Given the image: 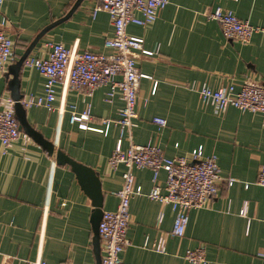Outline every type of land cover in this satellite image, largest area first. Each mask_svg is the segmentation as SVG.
Segmentation results:
<instances>
[{
    "label": "crops",
    "instance_id": "obj_1",
    "mask_svg": "<svg viewBox=\"0 0 264 264\" xmlns=\"http://www.w3.org/2000/svg\"><path fill=\"white\" fill-rule=\"evenodd\" d=\"M3 0L0 28L13 41V53L0 74V96H11L10 68L28 49L35 37L56 23L38 40L27 57L46 58L45 43H61L67 49L109 55L104 46L113 36L107 13L92 17L97 0ZM217 7L231 11L239 20L259 30L247 44L226 40L217 22L207 14ZM139 16V15H138ZM7 22L2 24V20ZM2 24V25H1ZM126 33L143 39L137 69L141 75L137 90V117L122 140L152 144L168 158L188 157L202 147L214 154L223 180L218 193L205 207L191 209L182 237L170 233L174 213L169 205L147 197L153 183L148 169H133L134 183L142 193L130 201L124 264H189L188 249L203 247L208 264H262L264 262V191L256 184L258 169L264 165V122L258 113L232 107L217 110L203 104L198 90H211L244 82L264 86V0H169L156 20L146 26L130 24ZM26 57V58H27ZM16 79L19 93L42 96L45 79L34 68L22 64ZM55 89L54 110L31 106L23 108L28 125L53 154L33 136L20 130V137L2 150L0 143V264H98L94 246L91 198L67 164H58L57 151L91 168L101 190V209L114 211L125 167L116 170L107 161L119 138L115 121L123 106L119 93L106 102L108 87L101 86L88 97L84 92ZM89 109L83 129L71 123L72 113ZM155 117L166 120L160 127ZM163 187L164 171H160ZM245 185H248L245 188ZM245 207V214L240 215ZM164 239L163 252L154 245ZM100 260H101V241Z\"/></svg>",
    "mask_w": 264,
    "mask_h": 264
},
{
    "label": "built area",
    "instance_id": "obj_2",
    "mask_svg": "<svg viewBox=\"0 0 264 264\" xmlns=\"http://www.w3.org/2000/svg\"><path fill=\"white\" fill-rule=\"evenodd\" d=\"M3 0H0V4ZM169 0H97L92 11V17L102 11L108 14L113 36L106 39L104 46L111 50L109 55L90 51L78 52L67 49L61 43L47 42L46 58L27 57L23 65L34 68L45 79L42 96L32 94L22 97L18 103L23 108L31 106L44 107L53 111L55 101V85L61 83L63 88L75 92H84L88 97L95 89L106 86V102H110L115 93H119L123 102L115 121H101L103 129H96L105 135L110 125L119 128V138L115 148L108 158L107 164L111 170L120 165L125 167L122 175L121 188L115 193L118 199L114 211H104L98 224V235L101 241L100 264H124L121 254L127 245V229L129 225L130 201L133 196L142 193L141 187L134 183L133 169H148L151 172L153 186L147 197L163 205H169L174 213V224L171 235L182 237L188 223V213L191 209H200L217 195L219 184L225 180L231 186L235 179L223 178L217 166L214 154L205 155L202 147L193 149L188 157L168 158L163 151L152 144L136 145L130 143L122 148V140L133 126L137 117V90L141 75L137 69L139 55H150L143 49V39L127 35L126 28L133 24L146 26L157 18L158 11L164 9ZM139 15V16H138ZM207 19L219 24L221 33L226 40L241 44L250 42L259 29L247 21L239 20L231 11L217 7L207 14ZM2 24L7 20L3 19ZM1 24V25H2ZM13 41L0 28V74L6 69L13 53ZM203 104H210L221 111L232 107L241 111L258 113L264 122V86L253 82H244L238 89L234 85L211 90L206 86L198 90ZM16 101L0 96V143L3 152L14 141L19 139V123L15 116ZM89 119V109L82 115L72 113L71 123H79L86 128L85 121ZM152 122L160 127L166 125V120L155 117ZM164 171L163 187L158 178ZM256 184L264 191V165L258 169ZM248 185H245L247 188ZM245 214V207L240 215ZM156 252H163L164 239L160 238L154 245ZM184 259L189 264H208L203 247L188 249ZM36 264H47L37 261ZM69 264V263H60ZM264 264V262L262 263Z\"/></svg>",
    "mask_w": 264,
    "mask_h": 264
},
{
    "label": "water",
    "instance_id": "obj_3",
    "mask_svg": "<svg viewBox=\"0 0 264 264\" xmlns=\"http://www.w3.org/2000/svg\"><path fill=\"white\" fill-rule=\"evenodd\" d=\"M80 0L77 1V4ZM56 24L53 23L52 25L47 26L44 28L32 41L28 49L24 52V54L17 60V62L10 68V73L13 75V79L9 82L11 86V96L14 101H16L14 105L15 116L19 123V130H23L27 134L33 136L41 145L46 149L49 154H53V147L52 144L48 141H44L40 135H38L26 122L24 118V110L23 107L18 103V101L22 98L19 93V86L18 81L16 79V74L19 68L22 66L24 59L29 55L32 48L36 45L38 40L42 38L52 26ZM56 161L58 164H67L71 167L72 171L76 174L81 187L87 193V195L91 198L93 206L95 210L92 214V226L94 229V246H95V253L98 259V264H100V246H99V235H98V224L102 217V203H101V190L99 186V182L97 180V175L94 171L86 167L80 163L73 161L70 157L62 153L61 151H57L56 153Z\"/></svg>",
    "mask_w": 264,
    "mask_h": 264
}]
</instances>
